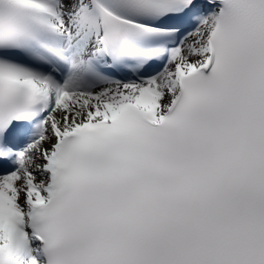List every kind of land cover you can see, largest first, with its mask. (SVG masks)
I'll use <instances>...</instances> for the list:
<instances>
[{
    "label": "snow or ice",
    "instance_id": "obj_1",
    "mask_svg": "<svg viewBox=\"0 0 264 264\" xmlns=\"http://www.w3.org/2000/svg\"><path fill=\"white\" fill-rule=\"evenodd\" d=\"M0 264H264V0H0Z\"/></svg>",
    "mask_w": 264,
    "mask_h": 264
}]
</instances>
